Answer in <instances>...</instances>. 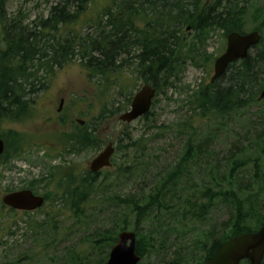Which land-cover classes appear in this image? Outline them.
Here are the masks:
<instances>
[{"label":"trees","instance_id":"1","mask_svg":"<svg viewBox=\"0 0 264 264\" xmlns=\"http://www.w3.org/2000/svg\"><path fill=\"white\" fill-rule=\"evenodd\" d=\"M247 9L245 0H59L48 6L45 15L27 23L20 9L8 15L6 0H0V124L35 117L37 101L55 69L78 56L87 80L105 100L102 118L125 112L133 97V83L142 80L156 94L150 111L139 120L148 130L173 131L170 126H155L152 110L158 98L176 87L184 65L204 69L212 62L206 42L214 34L220 33L224 41L230 33L245 34ZM256 11L259 14L262 9ZM183 25L193 33L187 44L180 35ZM253 31L261 35L262 25ZM224 48L225 43L222 52ZM184 88L201 125L193 126L189 119L175 126L185 140L173 164L159 170L153 182L146 181L148 164H144L147 143L153 139H132L123 131L116 139L115 153L124 160L118 164L111 159V166L116 167L112 173L85 171L62 179L59 185L65 187L59 198L51 201L44 196L45 203L57 205V211L48 214L42 224L25 222L27 231L37 233L46 226L56 231L60 210L65 207L71 221L84 225L97 206L116 213L111 227L93 230L86 237L83 256L70 254L63 264H104L118 234L128 230L135 235L138 264L160 252L163 258L156 264H203L226 240L253 233L264 223V98L259 99L264 88L262 38L245 59L228 65L215 81L198 84L193 90ZM118 97L123 103L113 108ZM251 106L259 107L260 116L244 131L233 133L236 140L221 160H209L214 157L210 147L226 126ZM209 124L212 128L202 130V125ZM94 128L75 125L72 132L62 135V154L100 149ZM19 138L12 131L0 135L4 144L0 169L24 152ZM6 139L12 141L9 146ZM126 154L132 159L126 160ZM201 170L204 175L194 181V172L201 175ZM112 176L137 191L119 195L107 190ZM22 189L36 194L32 183L18 190ZM224 207L229 211L227 220L212 223V213Z\"/></svg>","mask_w":264,"mask_h":264},{"label":"rangeland","instance_id":"2","mask_svg":"<svg viewBox=\"0 0 264 264\" xmlns=\"http://www.w3.org/2000/svg\"><path fill=\"white\" fill-rule=\"evenodd\" d=\"M57 1L59 0H6V11L8 15H11L20 9V14L27 16L25 22L29 23L35 16L45 15L48 6L54 5ZM245 1L248 2V9L243 31L250 33L256 26L262 25L260 37L264 43V0ZM256 9H262V11L258 14ZM86 15L91 16L90 12ZM74 30L77 33L80 27L77 25ZM59 32L64 33L62 29ZM88 32L85 30V33L88 34ZM180 35L187 44L192 39L193 33H190L183 25ZM224 43L220 33L214 34L206 42V51L212 55V62L206 64L204 69H195L188 64L184 65V71L178 75L177 81L174 83L176 87L168 89L164 96L158 98L159 101L152 110L155 114V126H170L173 131L148 130L144 122L139 119L130 124H123L118 119L121 113L106 114L102 118L101 112L105 106V100L103 95L99 94L96 86L87 80L79 57L75 56L61 68H56L51 80L46 83L45 92L40 95L39 101H37L36 116L18 119L15 122L6 120L0 124V135L10 131L15 132L18 138L20 135L21 146L24 148V152L17 159L8 164V167L5 166L6 169H0V264H63L70 254L75 253L83 256L88 245L86 237L93 230H105L114 223L116 213L112 209L100 210L98 206L93 208L92 219L84 225L79 223V220L71 221L69 211L66 207L62 208L60 210L62 216L58 218L56 231H51V228L48 229L46 226L39 229L37 233H30L26 230L25 222L39 224L47 222L48 214L57 211V205L52 204L51 201L59 198L58 196H61L64 191L65 185H59V183H64L61 180L68 179L73 174L87 171L91 160L108 143H112L115 147L116 139L123 131L130 133L132 139H137L139 136L153 139L147 143L144 159V164H148V168H146L148 173H145L147 182H153V178L159 170L170 167L176 159L183 140H185L182 135L176 132L175 126L183 124L189 119L193 126L201 125V123H197L196 112L194 113L189 107L190 94L184 87L188 86L190 90H193L198 84L207 85L210 83L213 75V62L223 53L221 48ZM143 85L145 83L142 80L133 83L132 95ZM122 103L123 100L118 97L112 107L117 108ZM128 108L129 106L126 111ZM256 116H260L259 107L251 106L244 114L233 117L234 119L226 126L219 140L210 147L214 157H209V160L211 158L221 160L226 154L228 146L236 140L237 135L234 136V134L244 131L248 123L256 121ZM75 125L79 128L95 127L96 137L101 142L100 149L97 151L86 149L77 154H62L61 148L65 144V140H61L64 139L62 135L72 132ZM210 126L212 128V124L201 127L202 130H205L204 128ZM10 141L11 139H6V145L9 146L12 143ZM112 159V163L118 164L124 160L115 151ZM131 159V155L126 154V160ZM113 168L116 167L111 166L104 171L112 173ZM203 175V170H201V175L199 172H194L193 180L198 181ZM114 177L112 176L113 182L110 183V187L106 184L107 190L119 195L137 191L133 186L123 185L121 179L117 180ZM29 183H32L35 195H40L43 198L45 196L51 201L45 203L44 199L43 206L34 212L8 213L7 208H1V198L9 193L6 190L19 191L18 189L26 187ZM137 184L138 182L134 186L136 187ZM228 212L227 207L216 209L211 216L212 223L227 220ZM67 215L68 218H66ZM208 227L206 226L205 229ZM162 258L163 255L160 252L158 255L145 259L143 264H156V262H161ZM190 263L194 264V262Z\"/></svg>","mask_w":264,"mask_h":264},{"label":"water","instance_id":"3","mask_svg":"<svg viewBox=\"0 0 264 264\" xmlns=\"http://www.w3.org/2000/svg\"><path fill=\"white\" fill-rule=\"evenodd\" d=\"M260 34L257 31L239 34L230 33L225 39V49L213 62V75L210 82L222 76L228 65L243 60L248 52L260 42ZM156 91L148 84L143 85L132 97L127 111L119 115L123 124H130L150 111ZM264 98V88L259 99ZM61 103V102H60ZM4 144L0 140V155L3 153ZM114 154L112 143L95 156L89 163V171L96 174L104 168L111 166V158ZM1 204L13 211L34 212L44 204V198L33 194L29 190H19L5 194L1 198ZM264 256V223L253 233L229 238L218 250L203 264H240L247 261L248 264H261ZM140 258L135 254V235L129 231H122L117 236V241L111 247L108 258L104 264H138Z\"/></svg>","mask_w":264,"mask_h":264},{"label":"flooded vegetation","instance_id":"4","mask_svg":"<svg viewBox=\"0 0 264 264\" xmlns=\"http://www.w3.org/2000/svg\"><path fill=\"white\" fill-rule=\"evenodd\" d=\"M62 101V100H61ZM113 145V144H112ZM107 146V145H106ZM114 147V146H113ZM114 151H115V147H114ZM113 157V156H112ZM112 159V158H111ZM111 161V160H110ZM111 167V166H110ZM106 168H104V169H102V170H105ZM102 170H100V171H102ZM87 171H89V169L87 170ZM99 171V172H100ZM90 172V171H89ZM99 172H97L96 174H98Z\"/></svg>","mask_w":264,"mask_h":264}]
</instances>
